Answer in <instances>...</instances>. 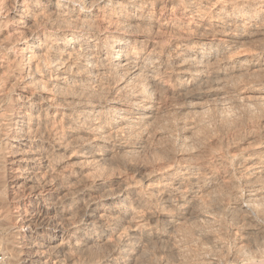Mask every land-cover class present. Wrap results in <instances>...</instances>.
<instances>
[{
  "label": "bare ground",
  "instance_id": "1",
  "mask_svg": "<svg viewBox=\"0 0 264 264\" xmlns=\"http://www.w3.org/2000/svg\"><path fill=\"white\" fill-rule=\"evenodd\" d=\"M0 251L264 264V0H0Z\"/></svg>",
  "mask_w": 264,
  "mask_h": 264
},
{
  "label": "rangeland",
  "instance_id": "2",
  "mask_svg": "<svg viewBox=\"0 0 264 264\" xmlns=\"http://www.w3.org/2000/svg\"><path fill=\"white\" fill-rule=\"evenodd\" d=\"M1 252V251H0ZM4 256V257H3ZM6 255L2 252L0 253V264H7V256L5 257ZM6 260V261H5Z\"/></svg>",
  "mask_w": 264,
  "mask_h": 264
}]
</instances>
